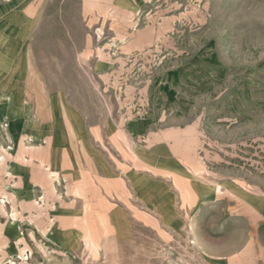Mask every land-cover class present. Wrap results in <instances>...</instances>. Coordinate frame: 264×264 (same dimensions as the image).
Instances as JSON below:
<instances>
[{"label":"rangeland","instance_id":"1","mask_svg":"<svg viewBox=\"0 0 264 264\" xmlns=\"http://www.w3.org/2000/svg\"><path fill=\"white\" fill-rule=\"evenodd\" d=\"M0 264H264V0H0Z\"/></svg>","mask_w":264,"mask_h":264},{"label":"crops","instance_id":"2","mask_svg":"<svg viewBox=\"0 0 264 264\" xmlns=\"http://www.w3.org/2000/svg\"><path fill=\"white\" fill-rule=\"evenodd\" d=\"M107 172H109V174L110 175H108V176H111L112 174H111V171L108 169L107 170ZM105 170L103 171V173H100V175H105V174H108ZM116 174V173H115ZM136 176L134 177L135 179L133 180V183H134V186H135V189L137 190V192L140 194V196H141V198H145V199H150V197L152 198V199H154L156 202L158 201V200H161V199H163V197L166 195V193L168 192L167 191V188H166V185H164L163 183H159L158 181H156V180H154V179H149V177L148 176H146V175H143V174H141V173H136L135 174ZM101 178H103V179H105V181H107V182H113V183H110V184H112V185H114V183H115V186H116V184H117V178L116 179H113V178H110V179H108V178H105V176H102ZM104 181V182H105ZM103 185V184H102ZM125 185V184H124ZM86 187L85 188H88L87 187V185H85ZM111 187H113V186H111ZM110 187V188H111ZM122 189H119V190H123V186L121 185L120 186ZM104 188V187H103ZM102 192V191H101ZM144 199V200H145ZM154 205V204H153ZM157 207V206H156ZM65 209H69L68 211H69V213H70V217H72V216H79V214H80V210H75V208H71V207H66ZM74 209V210H73ZM107 213L106 212H103V213H101V215H106ZM117 214H118V216H119V218H122V219H117V220H115V221H113V223L115 222L116 224H114L116 227L118 226V224H120V222L121 221H123L124 219H123V217H122V213L119 211V212H117ZM121 216V217H120ZM66 217V216H65ZM76 218V217H75ZM118 228V227H117ZM55 232H57V234H56V241H57V243L60 245V246H63L64 245V243H65V240L64 239H66L67 238V240H68V238H69V241H75V239H76V236L74 237V233L72 232V230H68L67 228H65V227H63V228H61V229H59V231H56L55 230ZM71 234V233H73V236H72V234H71V237H66V238H64L63 236H61L62 234L63 235H65V234ZM206 247H208L209 249H216V251L217 252H219V251H222L221 249L219 250V248H213V247H211L210 248V246H208V245H206Z\"/></svg>","mask_w":264,"mask_h":264}]
</instances>
